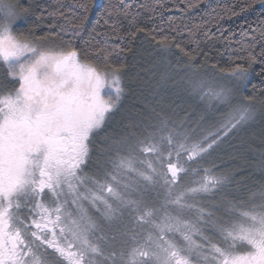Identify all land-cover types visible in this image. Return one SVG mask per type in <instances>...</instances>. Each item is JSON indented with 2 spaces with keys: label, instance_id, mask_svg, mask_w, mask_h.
<instances>
[{
  "label": "snow or ice",
  "instance_id": "obj_1",
  "mask_svg": "<svg viewBox=\"0 0 264 264\" xmlns=\"http://www.w3.org/2000/svg\"><path fill=\"white\" fill-rule=\"evenodd\" d=\"M202 2L180 0L177 10ZM257 3L264 14V0H242L239 11L208 5L199 23L181 28L172 17L141 23L144 13L154 21L158 8L171 10L164 0H78L79 16L62 4L44 7L37 19H53L38 34L34 24L21 31L17 7L0 0V68L11 84H0V264H264V185L250 191L247 204H218L231 178L198 167L225 137L255 121L257 102L264 104V88L251 80L253 65L264 75V19L241 27L238 40L221 24ZM93 8L98 18L89 30ZM19 11L31 23L27 0ZM185 29L188 39H179ZM86 32L80 48L76 39ZM140 34L160 51L175 49L191 94L209 109L226 108L225 118L215 131L195 135L152 109L155 118L136 125L139 131L104 146L103 175H89L96 138L128 93L125 65L113 57L130 48L109 41ZM198 34L212 42L208 49ZM216 42L232 53L223 63L210 55ZM189 174L193 181L184 186ZM116 223L124 225L118 245L106 232Z\"/></svg>",
  "mask_w": 264,
  "mask_h": 264
},
{
  "label": "rangeland",
  "instance_id": "obj_2",
  "mask_svg": "<svg viewBox=\"0 0 264 264\" xmlns=\"http://www.w3.org/2000/svg\"><path fill=\"white\" fill-rule=\"evenodd\" d=\"M3 3L15 5L6 0H3ZM17 11L20 18L15 21L16 26L23 20V14L18 7ZM132 61V67L124 74L128 93L96 138L92 159L87 166L89 175H103L107 168L104 146L112 139H119L129 131H139L136 125L147 124L155 118L152 109L161 112L177 126L183 124L190 131L195 129V135L215 131L225 118L226 108L223 110L209 109L206 104L191 94V87L187 83L184 70L176 67L177 55L174 51L168 53L159 49H144L140 46ZM165 73H168L166 79L162 78ZM200 75H204L203 70ZM219 82L228 83L223 78H219ZM0 84L11 87L3 68H0ZM255 112L256 118L253 123L235 135L225 137L211 155L198 165L201 168H212L217 174L231 178V184L215 198L218 204H222L225 198L235 201L244 200L247 204L250 191L257 190L264 185V171L256 159L259 158L257 143L260 141L263 127L258 103L255 105ZM129 125L132 127L130 128ZM192 181L193 176L189 174L184 178L183 185L187 186ZM154 197V192L146 195L150 203L154 202ZM126 220L127 218L125 222ZM123 227V223L106 225L109 237L112 235L117 237V245Z\"/></svg>",
  "mask_w": 264,
  "mask_h": 264
},
{
  "label": "trees",
  "instance_id": "obj_3",
  "mask_svg": "<svg viewBox=\"0 0 264 264\" xmlns=\"http://www.w3.org/2000/svg\"><path fill=\"white\" fill-rule=\"evenodd\" d=\"M10 3H13L16 5V7L20 8L21 5L24 4L25 0H6ZM78 0H27V3L31 5L32 15H31V23L28 25L24 24V21L22 20L19 23V27L21 31H26L28 27H31L33 24L35 25V30L38 34H43L49 29L46 27V24L50 22L53 18L48 17L46 20H39L37 17L40 14V11L44 7H49V11H51L54 7L58 5H63V11L68 13L69 15H76L79 16L83 9L79 8L77 6ZM125 2H130V0H125ZM144 0H135V4L138 6L139 4L143 3ZM164 3L167 5L168 8L171 10H164V9H157L158 13H160V16L157 17L156 20H148V13H144L142 17L140 18L141 23L146 27H152L155 24H160L162 22H166L168 17H172L173 20L181 26V28L184 27V25H188V27H191L194 23L200 22V17L204 14V12L209 11L208 5H212L213 7H235L237 11L240 10L242 0H204L200 4L198 8H194L191 10H188L187 12L184 11H178L177 6L179 8H183L184 4L180 3V0H164ZM143 11V10H141ZM23 16L25 15L23 12H21ZM162 17V19H161ZM98 18V13L95 8L92 9L91 13L88 16V24L86 25L87 29H91L92 26L96 24V20ZM261 19H264V14H262V9L259 3H257L256 8L253 10L248 11H241L239 15L232 17L230 19L225 18L221 21V24L224 28L228 29V32L225 33V35L229 33H234L233 36L234 40L240 39V31L241 27L244 29H248V26H255ZM123 27L125 30L130 28V25L127 22H124ZM51 31H58V29H52ZM213 32H216V28L212 29ZM175 35V33H173ZM87 39V32L84 36L78 37L76 39V45L80 48L86 47L84 44V41ZM179 39L187 40L188 34L187 30L185 29L182 36L179 37ZM196 39H199L201 41L200 47L208 49L209 45L212 42H209V45H206L203 43V36L198 34ZM56 44H59L60 41H55ZM110 44H121L122 47L130 48L129 51H125L122 54H119L115 57H113L114 60H116L118 63H122L125 65V73L129 70L130 67H132V60L134 58V54L137 52L140 46L144 49H158V46L154 44L150 39L144 37L143 34L138 35L135 39L125 41H109ZM187 48L189 50H192L196 48V45L194 43L187 44ZM172 51L175 52V49ZM176 55H178L175 52ZM232 54L230 51H225L224 45L216 42L215 50H212L210 52V55L216 59H218L221 63L225 62L227 60V57ZM261 66L259 64L253 65L252 68V76L251 80L253 83H255L259 88H264V75L260 74ZM124 73V74H125ZM248 93L255 92L257 97H259L260 93L257 89L248 88L246 90ZM258 107L261 111V117L263 120V127H262V134L260 141L257 143V147L259 150V158H256L260 165L262 166L261 169L264 171V104H261L259 102ZM254 159V157H252Z\"/></svg>",
  "mask_w": 264,
  "mask_h": 264
}]
</instances>
